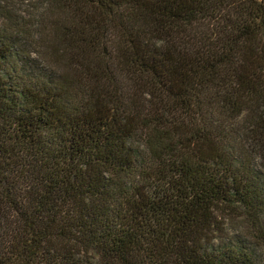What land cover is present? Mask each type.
<instances>
[{
    "label": "trees",
    "instance_id": "obj_1",
    "mask_svg": "<svg viewBox=\"0 0 264 264\" xmlns=\"http://www.w3.org/2000/svg\"><path fill=\"white\" fill-rule=\"evenodd\" d=\"M47 4L0 26V264H264V0Z\"/></svg>",
    "mask_w": 264,
    "mask_h": 264
},
{
    "label": "rangeland",
    "instance_id": "obj_2",
    "mask_svg": "<svg viewBox=\"0 0 264 264\" xmlns=\"http://www.w3.org/2000/svg\"><path fill=\"white\" fill-rule=\"evenodd\" d=\"M46 8H50V5L47 4V0H0V26L1 24H29L28 26L33 28L30 24L33 21H37L40 17V14L43 13ZM30 56L33 59H37L39 63H41V60L37 55L31 54ZM102 58H104L102 67L105 72H107L108 77H111V75H115L116 70L114 68L115 63L113 56L106 55L102 52ZM85 64L89 65L90 69L98 72L96 64H93L90 61H85ZM86 73L89 74V70L86 71ZM162 100L163 103L161 106L169 108L166 106H170L172 102L170 100L164 99L163 97ZM164 117L171 126V129L174 130L171 131L172 136L178 135L179 137L184 138L185 136L193 134V129L190 125L187 124L186 120L183 117L175 118L172 114L169 113V111ZM257 167L259 169V166ZM242 218H245L244 214ZM235 220L238 221L240 219L235 218ZM260 223L261 224L256 226H253L250 223H245L244 226L240 225V223H230L229 227L226 226V230L227 234H229L230 236H238L241 240H244L246 242H249L251 238V245H253L254 254L259 257L262 262H264V247L263 245H261L262 247L258 246L256 244L257 241L255 240L256 230L258 231L259 236H261L262 232H264V221ZM251 233L252 237L250 236Z\"/></svg>",
    "mask_w": 264,
    "mask_h": 264
}]
</instances>
